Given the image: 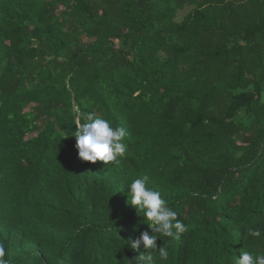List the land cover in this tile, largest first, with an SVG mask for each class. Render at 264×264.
<instances>
[{
  "label": "trees",
  "instance_id": "1",
  "mask_svg": "<svg viewBox=\"0 0 264 264\" xmlns=\"http://www.w3.org/2000/svg\"><path fill=\"white\" fill-rule=\"evenodd\" d=\"M73 103L127 130L124 158H79ZM145 176L188 229L156 264L264 253V0H0L4 259L134 264Z\"/></svg>",
  "mask_w": 264,
  "mask_h": 264
},
{
  "label": "clouds",
  "instance_id": "2",
  "mask_svg": "<svg viewBox=\"0 0 264 264\" xmlns=\"http://www.w3.org/2000/svg\"><path fill=\"white\" fill-rule=\"evenodd\" d=\"M72 112L77 131L71 135L76 138V148L82 161L92 163L102 161L108 165L113 162L118 163L120 158L126 156L127 145L124 140L128 133L124 127H113L108 119L97 115L94 111L83 112L75 103L72 105ZM147 181V176L135 178L127 187L128 203L136 209L139 216L144 218V223L153 233L143 231L136 238L127 240L130 248L140 253L131 260L134 264H156L157 253L161 262L167 261L169 251L165 246L158 248L157 239L161 236L173 237L174 234L188 230L184 222L177 218V212L162 198L161 192L149 187ZM246 234L257 239L264 238V233L258 228H248ZM141 246L147 249L146 253L140 252ZM5 253L4 243L0 242V264H11L9 260L4 259ZM235 264H264V253L242 251Z\"/></svg>",
  "mask_w": 264,
  "mask_h": 264
},
{
  "label": "rangeland",
  "instance_id": "3",
  "mask_svg": "<svg viewBox=\"0 0 264 264\" xmlns=\"http://www.w3.org/2000/svg\"><path fill=\"white\" fill-rule=\"evenodd\" d=\"M189 10H190L189 7H187V8L184 9V10H180V11L178 12L177 20H181V19L187 14V12H188Z\"/></svg>",
  "mask_w": 264,
  "mask_h": 264
}]
</instances>
